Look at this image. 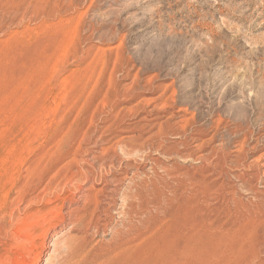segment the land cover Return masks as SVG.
<instances>
[{"label":"rangeland","instance_id":"1","mask_svg":"<svg viewBox=\"0 0 264 264\" xmlns=\"http://www.w3.org/2000/svg\"><path fill=\"white\" fill-rule=\"evenodd\" d=\"M263 162L264 0H0V264H264Z\"/></svg>","mask_w":264,"mask_h":264},{"label":"bare ground","instance_id":"2","mask_svg":"<svg viewBox=\"0 0 264 264\" xmlns=\"http://www.w3.org/2000/svg\"><path fill=\"white\" fill-rule=\"evenodd\" d=\"M165 106V105H164ZM161 108V107H160ZM162 109V108H161ZM242 145V144H241ZM114 148V147H113ZM128 149V148H127ZM132 149H133V147H132ZM136 149V148H135ZM129 150V149H128ZM160 150V149H159ZM158 150V151H159ZM107 154V153H106ZM49 155V154H48ZM126 156H127V154H126ZM125 156V157H126ZM51 157V156H50ZM54 157V156H53ZM63 157V156H62ZM95 158V157H94ZM66 159V158H65ZM101 159V158H100ZM91 160V159H90ZM121 160V159H120ZM60 161H62V160H60ZM96 161V160H95ZM257 161H259V160H257ZM65 162V161H64ZM76 162V161H75ZM111 162V161H110ZM60 163V162H59ZM264 163V162H263ZM128 166V165H127ZM44 168V167H43ZM65 168V167H64ZM63 168V169H64ZM99 168V167H98ZM78 169V168H77ZM102 169V168H101ZM110 169V168H109ZM31 171V170H30ZM98 171V170H97ZM111 172V171H110ZM101 173V172H100ZM72 174V173H71ZM70 174V175H71ZM88 174V173H87ZM126 174V173H125ZM64 175V174H63ZM107 175V174H106ZM92 176V175H91ZM38 177V176H37ZM86 177V176H85ZM88 178V177H87ZM49 179V178H48ZM53 179V178H52ZM50 180V179H49ZM60 180V179H59ZM76 184V183H75ZM114 184V183H113ZM110 185V184H109ZM45 187V186H44ZM90 191V190H89ZM60 192V191H59ZM68 192V191H67ZM63 193V192H62ZM108 193V192H107ZM115 193V192H114ZM24 194V193H23ZM55 194V193H54ZM61 194V193H60ZM59 194V195H60ZM75 196V195H74ZM86 196V195H85ZM87 196H88V194H87ZM86 196V197H87ZM84 197V196H83ZM91 197H93V196H91ZM90 197V198H91ZM133 197V196H132ZM36 198V197H35ZM79 198V197H78ZM90 198H89V200H90ZM106 198V197H105ZM87 199H88V197H87ZM128 199V198H127ZM132 199V198H131ZM33 200V199H32ZM83 200V199H82ZM91 200H92V198H91ZM55 201V200H54ZM69 201V200H68ZM84 201H85V199H84ZM103 201V200H102ZM125 201V200H124ZM127 201V200H126ZM48 202V201H47ZM79 202V201H78ZM128 202V201H127ZM132 202V201H131ZM86 203V202H85ZM88 203V202H87ZM21 204V203H20ZM89 204H91V202L89 203ZM36 205V204H35ZM118 205V204H117ZM130 205V204H129ZM20 206V205H19ZM75 208V207H74ZM28 210V209H27ZM64 210V209H63ZM85 210V209H84ZM119 210V209H118ZM128 210V209H127ZM76 211V210H75ZM106 211V210H105ZM84 212V211H83ZM99 212V211H98ZM52 213H53V211H52ZM65 214V213H64ZM130 214H132V213H130ZM50 215V214H49ZM27 216V215H26ZM54 216H56L55 214H54ZM74 216V215H73ZM106 216V215H105ZM133 216V215H132ZM45 217H48V214H47V216H45ZM57 217V216H56ZM59 217V216H58ZM62 217H64V216H62ZM41 218V217H40ZM51 218H53V217H51ZM49 219L50 218H48V220L47 219H44L43 221H44V224L46 225L47 224V222L49 221ZM41 220V219H40ZM75 220V219H74ZM59 221V220H58ZM65 221V220H64ZM96 221V220H95ZM37 222V221H36ZM39 222V221H38ZM53 222H55L54 220H53ZM73 222V221H72ZM49 225H51V223L49 222L48 223ZM75 224V223H74ZM100 226V225H99ZM102 226H103V224H102ZM127 226V225H126ZM96 227V226H95ZM116 227V226H115ZM42 228V227H41ZM114 228V227H113ZM91 229V228H90ZM97 230V229H96ZM130 231V230H129ZM119 232V231H118ZM121 233H123V232H121ZM124 234V233H123ZM122 235V234H121ZM47 236V235H46ZM60 236V235H59ZM124 236V235H123ZM64 237V236H63ZM117 237V236H116ZM58 239V238H57ZM117 239V238H116ZM67 239H65L64 241H66ZM66 242H68V241H66ZM64 243V242H63ZM59 244V243H58ZM54 245V244H53ZM56 245V244H55ZM54 245V246H55ZM69 245V244H68ZM56 246H58V245H56ZM65 246V245H64ZM63 247V246H62ZM68 247H70V246H68ZM71 248V247H70ZM54 249H56V248H54ZM60 249V248H59ZM66 249V248H65ZM68 250H69V248H68ZM58 251V250H57ZM64 251V250H63ZM70 251V250H69ZM73 251V250H72ZM60 253V252H59ZM67 253H69V252H67ZM70 253H72V252H70ZM110 253V252H109ZM63 255H64V253H62ZM106 255V254H105ZM69 257V256H68ZM72 257V256H71ZM67 258V257H66ZM72 259V258H71ZM128 264V263H127Z\"/></svg>","mask_w":264,"mask_h":264}]
</instances>
